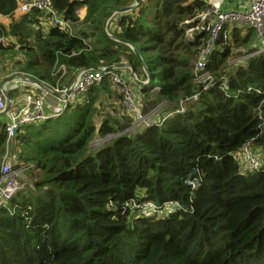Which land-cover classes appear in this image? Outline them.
<instances>
[{
	"label": "trees",
	"instance_id": "1",
	"mask_svg": "<svg viewBox=\"0 0 264 264\" xmlns=\"http://www.w3.org/2000/svg\"><path fill=\"white\" fill-rule=\"evenodd\" d=\"M31 1L0 0L11 21L7 30L0 24L10 42L0 44V70L8 58L18 77L62 90L74 74L127 61L139 81L149 80L146 67L150 73L151 84L138 86V111L158 115L137 124L121 90L105 81L88 103L24 127L13 148L39 174L0 207V264H264V165L250 172L238 160L246 147L264 153V53L255 31L234 28L218 41L207 62L215 83L205 90L194 64L210 33L195 31L191 40L186 33L210 8L202 0H140L114 16L111 35L108 19L135 0H51L72 34L45 28L42 11L19 14ZM233 55L243 59L235 67ZM10 69L1 72L9 77ZM145 202L182 211L134 217L132 205Z\"/></svg>",
	"mask_w": 264,
	"mask_h": 264
},
{
	"label": "built area",
	"instance_id": "2",
	"mask_svg": "<svg viewBox=\"0 0 264 264\" xmlns=\"http://www.w3.org/2000/svg\"><path fill=\"white\" fill-rule=\"evenodd\" d=\"M207 3L210 8L199 17V20L193 28L187 30V34L198 30H204L210 33V39L205 45L194 70V81L198 85H203L204 89L211 87L215 83V77L207 71V62L214 52L218 41L223 38L225 41L229 38L230 31L234 28H249L255 31L256 39L260 46L258 53H264V0H242L239 8L225 9V5L230 0H202ZM240 1V0H239ZM32 10H39L45 13V18L41 23L50 28H56L60 31L72 34L74 29L72 25L66 22L60 15L53 10L51 0H32L23 4L19 10L20 14L29 13ZM5 17L0 14V24ZM193 39V35L191 36ZM9 39L0 36V44L7 45ZM262 50V52H261ZM121 67H102L98 69H88L81 72L76 82L70 88L51 89L54 93L63 96L62 109H56L53 114H47L45 101L42 97H38L33 92L25 94L22 98L7 100L6 92L9 81L6 85H0V114L6 112L7 106L10 109L6 112L8 121L5 123L6 143L8 148L7 155L3 161L0 173V207L7 204L18 194L26 190V185L19 179L18 174L23 170L32 167H17L13 164V157L10 155L14 150L13 145L24 127L44 124L52 119H57L66 111L67 107L72 104H86L87 93L96 85L109 81L113 86L122 92L123 108L134 114L137 124H145L150 116H144L138 111L137 93L140 81L132 69L128 67L132 76L130 80L124 79L121 75ZM17 78V77H16ZM20 78V79H18ZM19 81H23V77H18ZM17 80V81H18ZM17 81H15L17 83ZM148 82H145L144 86ZM36 85V84H35ZM226 84L224 83L223 86ZM37 87H40L37 85ZM193 101L198 100L195 96ZM150 118H153L152 116ZM252 148L246 147L238 160L243 166V170L250 172H260L262 170V161L255 155ZM192 188H196L197 181L189 182ZM132 215L137 217L150 216H171L178 211H182L181 206L177 203H170L159 207L153 202H145L132 205ZM133 215V216H134Z\"/></svg>",
	"mask_w": 264,
	"mask_h": 264
},
{
	"label": "crops",
	"instance_id": "3",
	"mask_svg": "<svg viewBox=\"0 0 264 264\" xmlns=\"http://www.w3.org/2000/svg\"><path fill=\"white\" fill-rule=\"evenodd\" d=\"M22 1V0H21ZM21 5H23V3H21ZM240 5H242V0H230L228 1V3L225 5V9H229V8H234V9H237L240 7ZM79 12H81L79 14V17L81 19H84L85 15H86V10L85 9H82L80 10ZM20 14V13H19ZM10 20L8 18H5L1 24L7 29H9L10 27ZM45 28H48L46 26H44ZM113 29H115L114 25L112 26ZM10 43V42H9ZM8 43V44H9ZM20 58V57H19ZM123 68L121 69V75L124 79H127V80H130L132 74L131 72L128 70V63L127 61H124L123 62ZM81 73V72H80ZM80 73H77V74H74L73 76H71L70 80L67 81V84L64 85V88H70L75 82H76V79L78 78L79 74ZM18 77L16 74H11L9 77H6L7 79L10 80L11 77ZM23 78L25 79H28V81H22V86H18V82H11L8 84L7 88L9 91H15V98L14 99H17V98H20V95L19 94H22L24 92V94H28L30 92H33L35 93L36 95H38V97H42L45 101V105H46V111H47V114H53L55 113L54 111H56V109H62V107L64 106L63 104V100L62 98H59L57 97L56 93H53V92H46L44 91L43 89H41L39 91V89L37 88V85H35L33 82L34 80L31 78V76H22ZM0 78H4L2 83H5L6 82V78H5V73H2L1 70H0ZM1 80V79H0ZM5 81V82H4ZM8 82V81H7ZM41 85H43L44 87L45 84L44 83H40ZM42 88V87H41ZM38 89V90H37ZM50 89V88H48ZM53 89V88H51ZM50 89V90H51ZM116 89V88H115ZM59 95V94H57ZM24 96V95H23ZM22 98V97H21ZM110 103V102H109ZM113 103H116V102H113ZM113 105V104H112ZM6 118L4 119L5 120V123L8 121V117L5 116ZM54 120V119H53ZM47 123V122H46ZM45 124V123H44ZM22 132V133H21ZM20 133L23 134L24 132V129L21 131ZM17 146V144H16ZM30 165V164H29Z\"/></svg>",
	"mask_w": 264,
	"mask_h": 264
},
{
	"label": "rangeland",
	"instance_id": "4",
	"mask_svg": "<svg viewBox=\"0 0 264 264\" xmlns=\"http://www.w3.org/2000/svg\"><path fill=\"white\" fill-rule=\"evenodd\" d=\"M81 12H79V14H80ZM81 15V14H80ZM198 21H200V20H198ZM111 26H113V24L111 25ZM110 27V26H109ZM107 30H108V34L109 35H111L110 33H111V29H112V27L111 28H106ZM240 30H241V34L242 35H244V33L247 31V28H239ZM194 33L195 32H190V34H187V38L189 39V40H191V36L192 35H194ZM231 35V34H230ZM231 37V36H230ZM261 52H262V50H261ZM258 54H260V53H258ZM242 58L241 59H239V58H237L235 55H233V56H231V58L229 59V62H228V64L229 65H231V66H236L237 64H239L240 62H242ZM12 62L13 61H11L10 59H8L7 58V60H6V62H4V66L5 67H2L1 68V70H3V69H5V68H7V67H10L11 66V69H10V71L8 72L9 73V75H11V74H15L14 73V71H13V67H12ZM197 64V62L194 64V70H195V65ZM3 73V72H2ZM13 77H15V76H13ZM13 77H11L10 78V80L13 78ZM5 78H6V76H5ZM18 78V77H17ZM1 80H0V85H6L7 84V81L5 82V83H2V81H3V79L4 78H0ZM18 79H20V78H18ZM9 81V80H8ZM19 84H18V86L20 87V86H22V82L21 81H17ZM147 82H149V80L147 81ZM140 85V84H139ZM38 86H40V85H38ZM38 89H39V91L42 89L41 88V86L40 87H37ZM156 88V87H155ZM37 89V90H38ZM153 90H155L154 88H153ZM51 92H53L54 93V90H50ZM20 95V98L21 97H24L25 96V94H24V92L22 93V94H19ZM24 95V96H23ZM107 99V98H106ZM100 104V101H98L97 103H96V105L98 106ZM124 112V111H123ZM124 114H126L125 112H124ZM156 115H158V113L157 114H155L154 116H152V117H156ZM128 116V115H127ZM75 118V117H74ZM94 122H95V125H96V127H97V129H100V127H101V125H102V121H101V118H99V116L97 115V116H95L94 117ZM50 135H52L51 133H50ZM113 137L112 136H108L107 137V139H112ZM101 141H103V140H101V138L99 137V136H97L96 137V140H95V142L92 144V147H93V149H99L100 147H101ZM21 151H22V148L17 144V146H15L14 147V150H12L11 151V153H10V155L13 157V164L15 165V168H17V167H25V166H27V167H33V168H31V169H28V170H23V171H21L19 174H18V176H19V178H21V179H19L22 183H24L25 185H26V190H24V192H26V191H29L30 190V188H31V186H32V183L34 182V180L37 178V175L39 174V172L38 171H35V169H34V166L33 165H29V164H26L25 162H23L22 160H20L19 159V157H20V154H21ZM254 153H255V155L259 158V160L260 161H262L261 162V164H263L264 165V153L263 152H256V151H253ZM25 165V166H24ZM29 189V190H28ZM23 193V192H22ZM134 215V214H133ZM134 217H137V215H134Z\"/></svg>",
	"mask_w": 264,
	"mask_h": 264
},
{
	"label": "water",
	"instance_id": "5",
	"mask_svg": "<svg viewBox=\"0 0 264 264\" xmlns=\"http://www.w3.org/2000/svg\"><path fill=\"white\" fill-rule=\"evenodd\" d=\"M140 3H141L140 0H135V5L131 6L130 8H127V9L121 10V11H119V12H117V13H114V14L108 19V21H107V23H106V28L108 27V24L110 23V20H112V18H113L116 14H125V13H128V12H131V11H133L134 9H136V8L140 5ZM123 43H125V42H123ZM133 51H134V53L136 54L137 58L141 61V63L146 67V64H145L143 58L141 57L140 53H139L136 49H134ZM131 69H132V72L135 73V72H134V69H133L132 67H131ZM146 71H147V74H148V76H149V82H148V84H147V85L149 86V85L151 84V79H150V73H149L147 67H146ZM79 75H81V73H80ZM17 80H18V79H17L16 77H13L11 80H9V82L11 83V82H15V81H17ZM22 80H23V82H24V81H28V79H25V78H22ZM18 81H19V80H18ZM33 83L36 84V85H40L44 91H46V92H51L50 89H48L47 87H44V86L41 85L40 83H36L35 81H34ZM140 85H145V83L140 82ZM54 95H56L57 97L62 98V99L64 98V97L61 96V95H57V94H54ZM6 98H7V100H9V101L12 100V99L9 97V93H8V92H6ZM9 109H10V107H9V105H8V106H7V109H6V112H7ZM6 112H4V113H2V114H0V115H5Z\"/></svg>",
	"mask_w": 264,
	"mask_h": 264
},
{
	"label": "clouds",
	"instance_id": "6",
	"mask_svg": "<svg viewBox=\"0 0 264 264\" xmlns=\"http://www.w3.org/2000/svg\"><path fill=\"white\" fill-rule=\"evenodd\" d=\"M113 19H114V17L112 18V20H113ZM112 20H110V23H111ZM110 23H109V24H110ZM109 24H108V26H109ZM73 29H74V28H73ZM105 30L108 32V30L106 29V26H105ZM73 32H74V31H73ZM121 68H123V66H122ZM129 68H131L130 65H129ZM140 82H141V81H140ZM143 83H145V82H143ZM67 109H68V107H67ZM67 109H66V110H67ZM64 113H65V112H64ZM24 166H25V165H24ZM26 167H27V166H26ZM30 167H31V166H30ZM32 168H33V167H32ZM193 189H194V188H193ZM155 216H158V215H155ZM150 217H153V216H150Z\"/></svg>",
	"mask_w": 264,
	"mask_h": 264
}]
</instances>
